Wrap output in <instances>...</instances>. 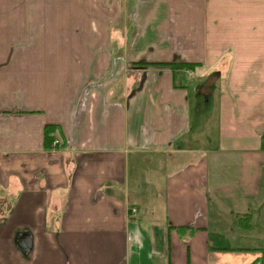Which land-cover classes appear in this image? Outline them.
I'll return each instance as SVG.
<instances>
[{
    "label": "crops",
    "instance_id": "obj_1",
    "mask_svg": "<svg viewBox=\"0 0 264 264\" xmlns=\"http://www.w3.org/2000/svg\"><path fill=\"white\" fill-rule=\"evenodd\" d=\"M222 3L0 0V264L262 263L264 0Z\"/></svg>",
    "mask_w": 264,
    "mask_h": 264
},
{
    "label": "trees",
    "instance_id": "obj_2",
    "mask_svg": "<svg viewBox=\"0 0 264 264\" xmlns=\"http://www.w3.org/2000/svg\"><path fill=\"white\" fill-rule=\"evenodd\" d=\"M169 65L173 66L174 68H192V63L190 62H168ZM55 129V126L53 124H46L44 126V143L45 147L51 148L52 147V142H53V136L52 132Z\"/></svg>",
    "mask_w": 264,
    "mask_h": 264
},
{
    "label": "rangeland",
    "instance_id": "obj_3",
    "mask_svg": "<svg viewBox=\"0 0 264 264\" xmlns=\"http://www.w3.org/2000/svg\"><path fill=\"white\" fill-rule=\"evenodd\" d=\"M226 3L225 4H220V6H218L217 5V7H215L214 8V11H217V10H219L220 8H222V10H224L225 8H223V7H225V6H228V7H230V11H231V0H229V1H227V0H224ZM210 8H212L211 6H210ZM227 8V7H226ZM223 87H224V84H221V83H219L218 84V89L219 90H222L223 89ZM135 207V206H134ZM128 208H131V205H129V207ZM137 208V207H136ZM129 214H131L130 213V211H129ZM139 214V210L137 209V215ZM133 216V215H132ZM133 218H137V216H135V217H133ZM261 264H264V258L262 257L261 258Z\"/></svg>",
    "mask_w": 264,
    "mask_h": 264
},
{
    "label": "built area",
    "instance_id": "obj_4",
    "mask_svg": "<svg viewBox=\"0 0 264 264\" xmlns=\"http://www.w3.org/2000/svg\"><path fill=\"white\" fill-rule=\"evenodd\" d=\"M51 134L53 136L52 146L58 145L60 142V139L57 136V128H55ZM128 210L130 211L131 215H133L134 217L137 216V208L136 207L131 206V208H128Z\"/></svg>",
    "mask_w": 264,
    "mask_h": 264
}]
</instances>
